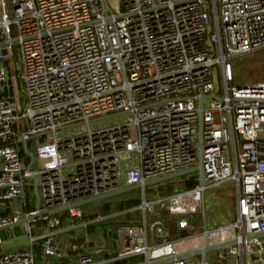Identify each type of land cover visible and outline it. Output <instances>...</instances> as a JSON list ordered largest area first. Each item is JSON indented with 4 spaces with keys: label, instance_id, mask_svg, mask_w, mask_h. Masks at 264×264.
<instances>
[{
    "label": "built area",
    "instance_id": "obj_1",
    "mask_svg": "<svg viewBox=\"0 0 264 264\" xmlns=\"http://www.w3.org/2000/svg\"><path fill=\"white\" fill-rule=\"evenodd\" d=\"M0 40V61L12 65V44L20 55L11 76L0 63V229L21 224L28 236L27 247L0 252V264H37V245L42 264L67 252L74 264H210L178 255L232 240L217 248V264H264V236L249 238L264 232V82L234 84L231 64L264 49V0H119L114 8L108 0H0ZM119 115L126 118L55 135ZM199 163L202 185L150 200L142 192L130 209L141 220L115 223L113 244L87 230L113 216L81 220L73 205ZM225 183L233 219L209 227L205 217L206 228H196L206 190ZM58 207L77 222L62 226L49 213ZM77 229L79 244L54 239L63 231L75 239Z\"/></svg>",
    "mask_w": 264,
    "mask_h": 264
},
{
    "label": "rangeland",
    "instance_id": "obj_2",
    "mask_svg": "<svg viewBox=\"0 0 264 264\" xmlns=\"http://www.w3.org/2000/svg\"><path fill=\"white\" fill-rule=\"evenodd\" d=\"M210 3V0H207ZM119 4V0H108V6L110 8H114ZM210 13V10H209ZM210 30H213V26L210 27ZM13 50H17V45H13ZM20 55H18V58ZM16 70L19 69L18 67V59L14 57ZM232 70H233V83L236 85L240 84H247V83H257V82H264V49H259L254 51L253 53L245 54L237 56L231 59ZM213 81L217 89L221 91L222 82L220 78V73L217 65L213 66ZM19 82V92L21 95L20 102L22 105V109L25 108V98L22 96L23 94V84L18 79ZM214 95H220V93H214ZM126 118V115H119L117 117H107V118H92L89 124H80L74 127H68L64 129H59L55 133L56 137L59 139H67L75 135L76 133L83 130L84 127H89L91 129L102 128L106 127L111 124H115L117 121H121ZM20 123L24 125L27 124V120H21ZM31 152H34V146L29 147ZM68 160H70L69 155H65ZM42 162L36 161L32 164V169H38L41 167ZM190 174H197L196 172H191L185 175L177 176L174 178L166 179L163 181H159L153 184H149L144 186L143 188H136L132 190H128L105 199L93 201L87 204H83L80 206L84 216L96 214L102 216H113L110 219V222L113 223L108 227L104 226L103 223H94L95 232L100 234V232H104V238L108 239L109 243H114L115 239V223H124L128 218H135L137 220H141L142 214L140 211H130V209L136 207L137 205L131 206L129 208H123L120 210V204L123 202H133L137 199L139 201L142 199V192H144V196L147 200L157 198V197H167L170 194L176 193L178 191H182L187 188L186 183L184 180ZM232 185L231 183H225L220 188L216 189H207L205 192V217L206 222L209 227L216 226L221 224L222 219L227 217V208L229 204H231L232 199ZM144 190V191H143ZM232 206V205H231ZM56 216L62 218L63 224H69L72 222H77V219L72 221V219L68 216L66 211H60L56 213ZM115 222V223H114ZM38 224L43 225L42 222ZM202 224V216L196 215L194 226L200 227ZM22 225L18 224L13 226V228H3L0 229V238L2 243L0 244V252L7 253L12 252L14 250L24 248L28 246V236L23 235L22 232ZM77 233L84 232L83 229H77ZM68 231H63L61 235L54 237L55 240H63L62 242L64 245L67 246L69 244L68 239ZM101 238V241L104 240ZM221 249H213L209 250L206 253V260L210 264H217L221 260ZM198 256H195L197 259Z\"/></svg>",
    "mask_w": 264,
    "mask_h": 264
},
{
    "label": "water",
    "instance_id": "obj_3",
    "mask_svg": "<svg viewBox=\"0 0 264 264\" xmlns=\"http://www.w3.org/2000/svg\"><path fill=\"white\" fill-rule=\"evenodd\" d=\"M198 102H199V106H201L202 105V98H199ZM106 117H109V116H106ZM28 156L31 158V161H32V157H33L32 154L28 153ZM195 171L197 172V175H198V184L202 185L203 184V177H202V170H201L200 163L198 165L194 166V167L189 168V169H184V170H181V171H177L175 173H171V174H167V175L160 176V177H157V178H153V179H150V180H146L144 182V185L146 186V185H149V184H153V183H156V182H159V181H163V180H166V179H170V178H174V177H177V176L185 175V174H188V173H191V172H195ZM140 187L141 186L139 184L122 187V188H119V189H116V190H112V191L100 194V195H98L96 197H92V198H89V199H85V200L76 202L73 205L74 206H79V205L87 204V203H90V202H93V201L105 199L107 197H110V196H113V195H116V194H119V193H122V192H125V191H128V190L140 188ZM66 208L67 207H58V208L52 209L49 213L50 214L56 213V212H59V211H62L64 209H66ZM202 218H203L202 228L204 229V228H206L204 208H203V212H202ZM260 236H264V232L253 233V234L249 235V238H251V237H260ZM231 242H234V240L228 241V242L217 243V244H213V245L206 244L202 248L190 251L188 253L180 254V255H178V258L179 257H185V256H189V255L198 254V255H200L201 262L203 263L205 261L207 251L213 250V249H217V248H221L222 246H224L226 244H229ZM170 259H171L170 257L169 258H162V259H158V260H155V261H151V262H149V264H160V263H164V262H166L167 260H170Z\"/></svg>",
    "mask_w": 264,
    "mask_h": 264
},
{
    "label": "trees",
    "instance_id": "obj_4",
    "mask_svg": "<svg viewBox=\"0 0 264 264\" xmlns=\"http://www.w3.org/2000/svg\"><path fill=\"white\" fill-rule=\"evenodd\" d=\"M28 162H29V160H27V163ZM184 182L187 185L186 189L193 188L195 185L198 184L197 175H189L188 178H186L184 180ZM139 202H140L139 199L135 200L133 202V204L130 203V202H125V203L123 202L122 204H120V210H122L124 207L125 208H129L131 206L137 205ZM95 216H97V215L96 214H91V215L84 216V214H83V217L81 218V220L91 219V218H94ZM61 217H59L61 225L62 226H66L67 224H63L62 223V218ZM103 224H104V226L108 227L109 225H112L113 223L110 222V219L109 220L107 219L105 222H103ZM87 230L90 231V232H95L94 225L93 224L89 225ZM70 233H73V231H70ZM78 234H79L78 237H76L75 239H71V242L78 243V244L82 242V240H83V232L82 233L79 232ZM101 234L104 235L105 233L102 232ZM35 251L37 253V261H40V259H41V247L39 245H37L35 247ZM72 258H74V254H72L70 252H67L66 255L61 257V258L52 259V261H50L49 264H71ZM41 264H42V259H41ZM112 264H129V261H127V260H118V261L113 262Z\"/></svg>",
    "mask_w": 264,
    "mask_h": 264
},
{
    "label": "crops",
    "instance_id": "obj_5",
    "mask_svg": "<svg viewBox=\"0 0 264 264\" xmlns=\"http://www.w3.org/2000/svg\"><path fill=\"white\" fill-rule=\"evenodd\" d=\"M12 35L15 36V34H12ZM0 42H1V40H0ZM13 45H14V44L11 45V51H12V53H13V55H12V61H13L12 65H11L7 60L0 61L1 64L6 65V67H7V69H8V75H9V76H11L12 74H14L15 71L18 70V69L16 70L15 61H14V57H17V55H16L17 50H16V51L13 50V48H12ZM17 59H18V58H17ZM231 205H232V206H231ZM227 213H228V215H227V217H224V218L222 219V221H221L222 223H223V222L230 221V220L233 219V215H234V200H233V198L231 199V204H229V206H228V208H227ZM170 230L175 231L174 226H171V227H170ZM68 233H70V232H68ZM71 236H72L71 234L68 235V239H69L68 241H69V243L71 242V239H72ZM58 241L60 242V244H61L62 246H65L64 243L62 242L63 240H58ZM41 259H42V258H41ZM41 259H40V261H37V264H41ZM51 261H52V260H51ZM74 263H76V261H75L74 258H72V260H71V264H74Z\"/></svg>",
    "mask_w": 264,
    "mask_h": 264
}]
</instances>
